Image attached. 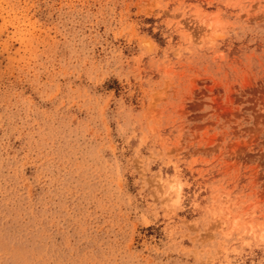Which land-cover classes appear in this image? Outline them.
<instances>
[{"label":"rangeland","instance_id":"obj_1","mask_svg":"<svg viewBox=\"0 0 264 264\" xmlns=\"http://www.w3.org/2000/svg\"><path fill=\"white\" fill-rule=\"evenodd\" d=\"M0 264H264V0H0Z\"/></svg>","mask_w":264,"mask_h":264}]
</instances>
